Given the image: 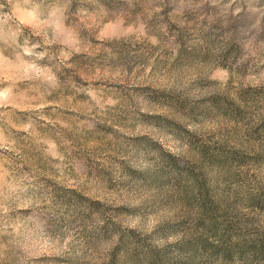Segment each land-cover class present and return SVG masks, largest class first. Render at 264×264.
I'll return each mask as SVG.
<instances>
[{"label":"rangeland","instance_id":"374dc122","mask_svg":"<svg viewBox=\"0 0 264 264\" xmlns=\"http://www.w3.org/2000/svg\"><path fill=\"white\" fill-rule=\"evenodd\" d=\"M0 264H264V0H0Z\"/></svg>","mask_w":264,"mask_h":264}]
</instances>
